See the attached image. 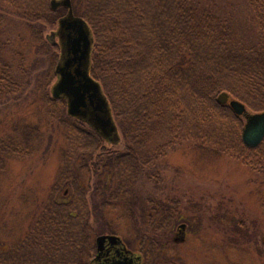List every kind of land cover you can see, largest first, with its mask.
<instances>
[{"label":"trees","instance_id":"16d2710c","mask_svg":"<svg viewBox=\"0 0 264 264\" xmlns=\"http://www.w3.org/2000/svg\"><path fill=\"white\" fill-rule=\"evenodd\" d=\"M50 1L0 0V7L26 18L40 43L37 24L62 17L63 9L52 11ZM70 2L91 31L90 75L109 103L121 142L107 144L67 115L64 100L47 94L48 129L28 125L0 138V169L14 156L41 149L45 155L54 135L64 145L46 202L25 237L0 252V264H89L94 237L115 232L108 217L114 209L127 218L146 264L161 247L157 237L184 221L180 200L154 190L166 172L160 159L168 150L187 142L264 174V139L255 149L245 147L243 118L217 102L225 92L252 113L264 112V0H247L253 23L242 30L206 0ZM6 45L0 37L1 103L36 84L21 66V79L10 72L2 56ZM47 45L41 49L56 50Z\"/></svg>","mask_w":264,"mask_h":264},{"label":"rangeland","instance_id":"374dc122","mask_svg":"<svg viewBox=\"0 0 264 264\" xmlns=\"http://www.w3.org/2000/svg\"><path fill=\"white\" fill-rule=\"evenodd\" d=\"M206 1L217 11L231 15L241 30L252 26L247 0ZM61 9L59 14L64 16L67 10ZM58 20L37 24L41 36L37 43L26 18L0 7V37L7 42L2 56L17 78H22L18 69L21 66L26 77L36 79L35 87L32 83L26 85L16 96L0 102V138L28 125L48 129L50 109L42 97L47 94L50 98L55 77L49 82L47 79L54 73L59 48L54 47L56 50L50 53L51 48L42 50L41 45L49 44L45 36L56 31ZM246 112L254 114L248 109ZM53 141L54 146L45 155L41 149L32 156H14L5 159L0 169L2 253L25 237L51 192L64 147L62 137L54 135ZM160 163L166 172L154 190L158 195L180 200L184 221L166 236L157 237L161 247L146 264H264V174L226 155L196 150L182 141L168 150ZM108 217L115 223V232L107 235L118 236L131 252L140 253L141 243L127 218L116 209ZM236 225L237 232L233 229Z\"/></svg>","mask_w":264,"mask_h":264},{"label":"water","instance_id":"95a60500","mask_svg":"<svg viewBox=\"0 0 264 264\" xmlns=\"http://www.w3.org/2000/svg\"><path fill=\"white\" fill-rule=\"evenodd\" d=\"M50 9L67 10L57 22L56 31L45 40L59 48V57L54 68L55 82L50 96L64 100L67 115L87 125L107 144L118 146L120 137L112 118L111 109L100 84L90 75L92 34L86 22L72 13L70 0H51ZM57 39V41H56ZM220 105H226L245 119L241 140L249 149L257 148L264 139V112L248 114L245 106L230 100L222 92L217 97ZM112 251V254L110 252ZM95 257L89 264H141V256L128 250L121 238L115 235H99L95 238Z\"/></svg>","mask_w":264,"mask_h":264},{"label":"flooded vegetation","instance_id":"af4514ba","mask_svg":"<svg viewBox=\"0 0 264 264\" xmlns=\"http://www.w3.org/2000/svg\"><path fill=\"white\" fill-rule=\"evenodd\" d=\"M54 47V46H53ZM56 47V46H55ZM110 254H112V251L110 252ZM141 260H142V256H141ZM141 264H143V261H141Z\"/></svg>","mask_w":264,"mask_h":264}]
</instances>
